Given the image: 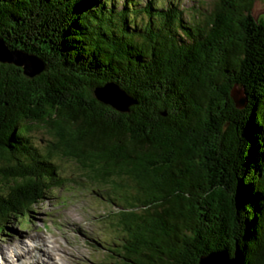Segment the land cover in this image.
Listing matches in <instances>:
<instances>
[{
    "label": "trees",
    "instance_id": "16d2710c",
    "mask_svg": "<svg viewBox=\"0 0 264 264\" xmlns=\"http://www.w3.org/2000/svg\"><path fill=\"white\" fill-rule=\"evenodd\" d=\"M256 1L216 0L202 26L173 1L129 11L140 3L0 0V39L45 65L28 77L0 62V228L10 217L26 223L67 184L60 158L109 187L122 239L115 264H199L220 251L264 264V16L254 18ZM141 13L144 25L130 20ZM107 84L133 99L127 113L96 99ZM235 88L247 99L241 110ZM34 127L50 137L45 153L29 140Z\"/></svg>",
    "mask_w": 264,
    "mask_h": 264
},
{
    "label": "rangeland",
    "instance_id": "374dc122",
    "mask_svg": "<svg viewBox=\"0 0 264 264\" xmlns=\"http://www.w3.org/2000/svg\"><path fill=\"white\" fill-rule=\"evenodd\" d=\"M126 1L140 3L129 11H143L151 0H120L119 7L122 8ZM153 1L154 6L164 7H168L170 1H173L180 8L179 11L183 12L185 21L191 22L193 18L202 26L206 24L209 11L216 2V0ZM115 5L118 3L115 2ZM253 14L257 18L264 16V0L255 2ZM130 20L144 25L149 18L141 13L136 18L130 15ZM153 20L157 22L154 18ZM28 136L31 144L40 152L47 151L50 137L45 129L34 127ZM56 164L60 175L67 179V184L63 188L47 193L45 200L33 208L26 223L10 217L0 228V247L4 246L8 253L17 246L27 250V247L33 245V238H39L40 242L44 244L46 242V245L41 247V253L44 254L42 259L44 261L54 259L53 263L46 264H115L114 254L119 246V240L121 243L122 239L113 226L114 217L110 215L116 207L106 196L105 191L109 187L97 185L72 161L57 158ZM121 197L120 193L110 195L117 204H123L120 201ZM13 238L16 239L14 244H5ZM23 249L22 257L16 259L13 264H31L32 259L28 254L25 255L27 251ZM45 251H50L46 257ZM0 264H8L1 253Z\"/></svg>",
    "mask_w": 264,
    "mask_h": 264
},
{
    "label": "water",
    "instance_id": "95a60500",
    "mask_svg": "<svg viewBox=\"0 0 264 264\" xmlns=\"http://www.w3.org/2000/svg\"><path fill=\"white\" fill-rule=\"evenodd\" d=\"M254 18L257 19L255 15ZM0 62L23 68L24 74L28 77H35L45 69L44 63L37 57L21 51H10L1 39ZM94 94L98 101L111 106L120 113H127L133 105V99L114 84H107L103 88H98ZM231 95L237 109L241 110L246 107L247 99L241 89L235 88ZM199 264H241V259L238 251L233 257L227 251H220L202 258Z\"/></svg>",
    "mask_w": 264,
    "mask_h": 264
},
{
    "label": "bare ground",
    "instance_id": "6f19581e",
    "mask_svg": "<svg viewBox=\"0 0 264 264\" xmlns=\"http://www.w3.org/2000/svg\"><path fill=\"white\" fill-rule=\"evenodd\" d=\"M33 240H34L33 241V245H30L29 247L26 246L28 248L27 250L23 249L22 247L17 246L16 249H12V250H10V253H8V252L5 251L6 248L4 246H1L0 247V253L3 254V258H5V260L7 261L8 264H13L14 262L17 261L16 259H20L22 257V255H23L22 252H21L22 249L27 251V252H25V255L28 254L30 259H32L31 264H38L39 262H40V264H46L47 262L53 263L54 259H53V261H52V259H49L47 261H44L42 259V255H44V254L41 253L42 252V248L41 247H44L46 245V242H45V244L40 242L39 238H37V239L33 238ZM15 241H16V239L13 238L12 240L6 242L5 244L11 245V244H14ZM53 249H54V247H53ZM54 250H56V249H54ZM49 252L50 251H47L45 253V257L47 256L46 254L49 253ZM33 253H35V255H33ZM52 257H54V256H52Z\"/></svg>",
    "mask_w": 264,
    "mask_h": 264
}]
</instances>
